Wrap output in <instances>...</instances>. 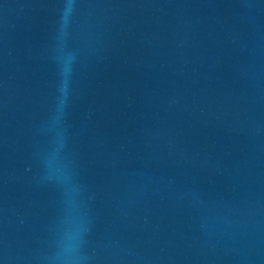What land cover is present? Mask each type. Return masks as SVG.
<instances>
[{"label":"water","instance_id":"obj_1","mask_svg":"<svg viewBox=\"0 0 264 264\" xmlns=\"http://www.w3.org/2000/svg\"><path fill=\"white\" fill-rule=\"evenodd\" d=\"M0 264H264V0H0Z\"/></svg>","mask_w":264,"mask_h":264}]
</instances>
